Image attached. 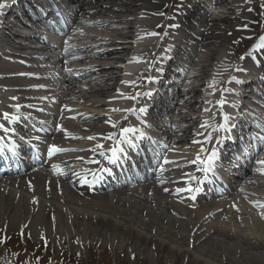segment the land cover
<instances>
[{"label": "bare ground", "instance_id": "1", "mask_svg": "<svg viewBox=\"0 0 264 264\" xmlns=\"http://www.w3.org/2000/svg\"><path fill=\"white\" fill-rule=\"evenodd\" d=\"M85 1L78 5L76 27L71 36L73 40L66 53L68 66L58 60L52 72L49 70L53 61H45L49 62V72L40 74L37 67L29 64L35 61L34 52H30L29 59L15 57V51L0 53V123L15 129L18 136L27 132L19 123L32 126L28 129L32 132H35L34 126L43 128V131L53 130L49 145L65 149L47 157L48 164H42L47 174L28 173L27 167L21 169H24L21 175L11 176H21L18 178L4 180L1 178L6 176H0V227L12 230L41 228L40 233L52 235L54 232L57 238H81L87 243L101 241L103 246L110 244L116 250L127 246L130 252L143 256L149 262H154L155 250L138 241L145 239L146 243L149 241L160 247L161 236L173 243L185 240V244L191 247L200 245L197 249L202 248V255L209 254V259L220 257L229 264H240L233 259L239 255L247 263L264 264V176L250 173L241 188L228 196L220 194L219 179L205 182L199 192L176 191L187 188L184 173L195 171L196 166L186 162L194 159L200 148V144H193L192 140L201 120L215 113L214 123L221 122L217 107H213L221 99V92L217 90L210 94L213 89L209 85L215 80L218 89L229 87L232 80L229 75L236 74L239 69L233 59L240 53L241 42L245 41L246 46L253 43L249 65L255 57L264 55V50L259 47L264 33L259 41H254V32L247 33L248 26L256 28L262 24L264 29V0H208L209 3L204 0H175L171 4L168 0ZM206 4L209 9H206ZM21 8L25 10L27 6L22 4ZM251 12H254L253 16ZM16 14H19L18 10ZM197 24L200 26L196 27ZM2 25L10 33L7 41L13 39L15 28L7 23ZM172 38L183 47L177 48L178 53L173 55L175 64L185 50L188 52L192 48V43L196 44L197 50L182 74L188 88L180 94L179 108L172 114L171 125L165 128L162 137L151 136L160 142L159 146H153L158 154L164 150L163 144L175 145L177 150H165L166 157L181 166L168 164L166 171L161 173L158 155H153L157 162L153 169L148 164L150 159L145 161L149 158L147 150H142L146 148V142L137 140L139 151L135 152L125 145L127 155L118 162L109 163L105 158L106 167L110 166L113 170L109 182L111 187L107 188L89 173L90 169L96 170L99 164L88 161L102 158L99 149L95 152L91 149L97 143H103L105 149L113 146L112 141L102 139L109 133L117 132L106 121L109 116L113 121L123 120L124 114L111 112L110 109L127 108V105L137 108L139 102L124 99L120 93L134 94L146 82L144 77L150 74L155 64L164 67L161 58ZM117 41H123V47L105 48L102 53L99 50L103 49L96 50ZM129 58L134 59L133 66H140V71L129 80L141 85L135 89L123 83L120 68L124 64L130 72ZM246 64V60L242 61L240 67ZM66 67L82 72L79 79L81 90L77 91L78 88H74L77 86L69 87L70 83H66L65 89L59 92L61 102L55 109L53 105L56 102L49 86L55 85L56 74L65 75L68 71ZM260 72L262 74L264 70ZM95 74H100V78L92 77ZM232 85V90L235 86L240 88L235 81ZM259 86L260 99H263L264 85L260 83ZM231 95L226 92L224 98L228 100ZM245 96L242 99L248 101ZM45 97L47 99H43ZM244 104L234 108V112L242 115ZM16 106H20L19 113ZM205 107H210L212 111L203 112ZM226 107L227 104L224 109ZM4 112L20 115L18 124L4 121ZM35 118L40 121L36 123ZM157 118L160 119L158 115L153 116L150 121L158 124ZM41 121L44 123L41 124ZM129 122L135 125L131 115L123 120L122 126ZM2 134L4 132L0 130V136ZM34 136L40 134L35 132ZM88 136H97L98 139H82ZM196 138L203 140L202 136ZM223 160L224 155L220 157L216 169L219 177L223 175L220 173ZM53 165H59V168L54 170ZM76 174L82 177L79 188L72 181ZM195 174L203 175L200 172ZM124 175L128 178L124 179ZM233 183L232 178H228L226 185ZM171 185L177 187L172 188ZM207 189H213L215 199H218L215 210L206 202L213 200V197H205ZM106 190H111V195L104 193ZM248 196L255 198L253 203L248 201ZM244 205H248L247 210ZM178 207L179 215L174 211ZM50 211L54 212L53 216ZM49 218L52 219L49 221ZM213 235L216 238L211 237ZM205 240L211 241V245L201 246ZM180 253L185 255L184 258L192 256L188 250ZM171 254L172 251L167 254L165 264H175Z\"/></svg>", "mask_w": 264, "mask_h": 264}, {"label": "snow or ice", "instance_id": "2", "mask_svg": "<svg viewBox=\"0 0 264 264\" xmlns=\"http://www.w3.org/2000/svg\"><path fill=\"white\" fill-rule=\"evenodd\" d=\"M4 7L3 4H0V8ZM152 35H157V33H152ZM259 47L261 50H264V37L260 38V45ZM255 51V50H253ZM245 57H241V59H244ZM138 62V61H137ZM238 71H242L243 69H237ZM69 74L71 75V70H68ZM158 71H162V69H158ZM144 80L148 83L155 82V78L151 75L144 77ZM233 81H229V83H232ZM239 83V81H235ZM123 83L128 84L130 87H133L134 89L137 87H140V84H137L136 81H125ZM210 88L213 89V92L210 94H214L215 91L219 90L221 92V99L216 102V104L213 105V107H217V111L220 113L221 122L220 124L214 123L215 121V113L212 114L211 117L208 119L201 120L198 130L194 133V139L192 140L193 144H200V148L195 155V158L187 161V165H195V171L190 173H184L183 178L186 179L187 182V188H180L177 189V192L181 191H188L189 193H195L202 190L201 185L205 182H208L209 180H212L213 182L216 179H219V176L216 172V169L218 167V162L220 160V147L223 144V141L225 139L230 138L229 135L231 133L232 128L235 127V124L233 123L235 117L229 113H226L223 111L224 106L227 104L232 108H237L236 102H230L224 98V94L231 93L233 95H238V93H235L232 89H218L216 87L215 80L209 85ZM120 96L124 99H129L135 102H139L140 100L144 99L145 97H151V92H135L134 94H126V93H120ZM43 99H47L46 97ZM208 104H211V101H207ZM20 106H16L17 113H19ZM43 111V109H40ZM111 112L114 113H123V120H127L128 115H133L137 119V124L133 125L131 122L127 123L126 125L122 126L123 120H117L113 121L111 119V116H109L106 123H109L112 128L117 129V132L115 133H109L106 136L102 137L104 140H110L113 142V146L109 147L108 149L104 148L103 143H97L93 149H91L93 152H95L97 149H99V155L101 157H106L107 161L109 163H116L118 162L122 157L126 156V149L124 148V145H128L131 148L139 149L140 145L136 143L137 140L146 142V148L142 150H150L153 152L154 156L158 155L159 159L161 161L160 164H158V169L161 173L166 171V169L163 167L165 164H173L176 167H180L176 161H170L167 159L166 156H164L162 153H157V148L153 146H159L160 142L153 139L151 135H149V129H151L152 125L148 123L147 120L144 119V116L147 113V107L142 106L139 108L136 107H130V108H112L110 109ZM205 113H210L212 109L210 107H205L202 110ZM27 118V117H25ZM2 119L4 121H9L10 123L18 122L21 119V116L18 114H10L8 112H4L2 114ZM41 124L44 122L41 121ZM258 128L261 129L262 132H264V125L257 124ZM35 127V126H34ZM60 126H58L59 128ZM202 129L203 131H200ZM0 130H2L4 133H13L15 134V129L5 127L3 123H0ZM43 128L38 129V131H43ZM216 134L215 141L213 142V134ZM203 137V140L197 139L196 137ZM74 138H81V137H74ZM20 140H25V137L20 136ZM82 139L87 140H96L98 139L97 136H88V137H82ZM250 139L254 141H258L261 144H264V135H260L259 133L250 135ZM31 140H40L39 136H33ZM31 140H28L27 143L31 144ZM211 145V147H208ZM34 148H36V151L38 152L39 149L36 147V145H32ZM7 145L4 143V137L0 136V153H2ZM163 149L166 151H175L176 146L175 145H169V144H163ZM19 145L13 141V147L8 149L11 151L12 155L14 157L19 156L18 152ZM65 149L60 148L57 145H49L47 155L49 157L53 156L56 153L64 152ZM239 159V157H237ZM88 163H96L99 164V160H89ZM249 163H251L253 166L256 167V170L259 171L262 175H264V149L258 150L256 153L249 155ZM59 168V165H53V169L56 170ZM111 169L107 167H101L96 170H89V173L95 177L100 178L103 173L110 172ZM195 172H200L203 175L197 176ZM163 179V178H162ZM193 184H195V187H193ZM194 198V196L192 197Z\"/></svg>", "mask_w": 264, "mask_h": 264}, {"label": "rangeland", "instance_id": "3", "mask_svg": "<svg viewBox=\"0 0 264 264\" xmlns=\"http://www.w3.org/2000/svg\"><path fill=\"white\" fill-rule=\"evenodd\" d=\"M172 1L174 0H168L170 4ZM253 15L254 12H251V16ZM262 31H264L262 24H259L256 30L253 27H247V33L252 34L254 32L255 36ZM241 46L242 49L238 51L240 53L246 47L245 41L241 42ZM50 214L53 216L54 212L50 211ZM50 219L52 218H49V221ZM4 228L0 227V264H165L166 256L170 251L173 252L171 255L175 259V264H229L220 257L212 258V260L209 259V254L202 255L203 249H197L200 245L191 247L189 244H185L187 243L185 240L181 241L182 243L179 241L173 243L172 240L161 238V236L159 238L162 241L160 247L149 241L146 243L145 239L138 241L139 244H144L147 248L155 250V260L149 262L143 256L138 257L135 252H130L131 250L127 246L122 250H116L110 244L103 247L101 241L87 243L81 238L74 239L65 236H58L57 238L54 236V232L52 235L46 232L40 233L41 228L37 230ZM151 234L156 235V233ZM211 237L216 238V235ZM205 243L207 244L205 245ZM205 243L201 246L211 245V241L205 240ZM178 249L180 251L176 252L175 250ZM182 250L191 251L192 256L184 258L185 255L180 253ZM233 259H237L240 264H253L240 259L239 255L233 257ZM255 264H262V262H256Z\"/></svg>", "mask_w": 264, "mask_h": 264}]
</instances>
